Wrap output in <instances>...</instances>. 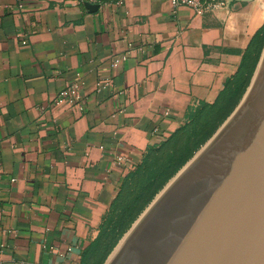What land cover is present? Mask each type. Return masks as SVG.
Here are the masks:
<instances>
[{
    "label": "crops",
    "instance_id": "obj_1",
    "mask_svg": "<svg viewBox=\"0 0 264 264\" xmlns=\"http://www.w3.org/2000/svg\"><path fill=\"white\" fill-rule=\"evenodd\" d=\"M263 26L264 0H0V264H82L124 178ZM74 82L83 111L55 103Z\"/></svg>",
    "mask_w": 264,
    "mask_h": 264
},
{
    "label": "water",
    "instance_id": "obj_2",
    "mask_svg": "<svg viewBox=\"0 0 264 264\" xmlns=\"http://www.w3.org/2000/svg\"><path fill=\"white\" fill-rule=\"evenodd\" d=\"M104 264H264V49L238 106Z\"/></svg>",
    "mask_w": 264,
    "mask_h": 264
},
{
    "label": "trees",
    "instance_id": "obj_3",
    "mask_svg": "<svg viewBox=\"0 0 264 264\" xmlns=\"http://www.w3.org/2000/svg\"><path fill=\"white\" fill-rule=\"evenodd\" d=\"M263 41L264 26L253 37L238 71L226 81L217 99L190 108L185 123L160 145L150 148L124 178L98 238L83 250L82 264H104L118 241L156 195L231 115L251 83L262 54ZM109 224H113L110 231Z\"/></svg>",
    "mask_w": 264,
    "mask_h": 264
},
{
    "label": "built area",
    "instance_id": "obj_4",
    "mask_svg": "<svg viewBox=\"0 0 264 264\" xmlns=\"http://www.w3.org/2000/svg\"><path fill=\"white\" fill-rule=\"evenodd\" d=\"M172 6L176 9L185 6L192 9L196 14L203 15L209 12H218L223 10L228 5V0H169ZM27 40H23L26 44ZM55 103L59 106H69L71 108L83 111L85 109L84 98L82 95L81 85L78 82L69 84L55 98ZM123 160L118 157V162ZM43 264V263H40ZM53 264V263H48Z\"/></svg>",
    "mask_w": 264,
    "mask_h": 264
},
{
    "label": "rangeland",
    "instance_id": "obj_5",
    "mask_svg": "<svg viewBox=\"0 0 264 264\" xmlns=\"http://www.w3.org/2000/svg\"><path fill=\"white\" fill-rule=\"evenodd\" d=\"M262 43H263V48H262V52H263V49H264V41H263ZM220 127H221V126H220ZM220 127H219V128H220ZM216 132H217V131H216ZM216 132H215V133H216ZM215 133H214V134H215ZM214 134H213V135H214ZM212 137H213V136H211V137H210L205 143H203V144L198 148V151L194 154V156H195V155H196V154H197V153H198V152H199V151H200V150L206 145V143H207ZM194 156H193V157H194ZM193 157H192V158H193ZM192 158H191V159H192ZM191 159H190V160H191ZM190 160H189V161H190ZM189 161H188V162H189ZM188 162H187V163H188ZM187 163H186V164H187ZM186 164H185V165H186ZM185 165H184V166H185ZM176 175H177V174H176ZM176 175H175V176H176ZM175 176H174V177H175ZM174 177H173V178H174ZM173 178H172V179H173ZM172 179H171V180H172ZM171 180H170L169 182H171ZM169 182H168V183H169ZM168 183L165 185V187L168 185ZM165 187H164V188H165ZM164 188H163V189H164ZM163 189H162V190H163ZM162 190H161V191H162ZM161 191L156 195V197L161 193ZM156 197H155V198H156ZM155 198H154V199H155ZM153 201H154V200H153ZM151 203H152V202H151ZM151 203H150V204H151ZM150 204H149V205H150ZM149 205L146 207V209L149 207ZM146 209H145V210H146ZM145 210H144V211H145ZM144 211L142 212V214L144 213ZM142 214H141V215H142ZM141 215H140V216H141ZM140 216H139V217H140ZM138 219H139V218H138ZM138 219H137V220H138ZM137 220H136V221H137ZM136 221H135V222H136ZM112 226H113V224H109V231L111 230ZM132 226H133V225H132ZM132 226H131V227H132ZM131 227L129 228V230L131 229ZM129 230H128V231H129ZM128 231H127V232L122 236V238L118 241V243H117V245L115 246V248L113 249V251L117 248V246L120 244V242H121L122 239L125 237V235L128 233ZM114 236H115V234L112 235V237H114ZM110 238H111V237H110ZM113 251L110 253V255L113 253ZM110 255L108 256V258L110 257ZM108 258H107V260H108ZM107 260H106V261H107Z\"/></svg>",
    "mask_w": 264,
    "mask_h": 264
}]
</instances>
